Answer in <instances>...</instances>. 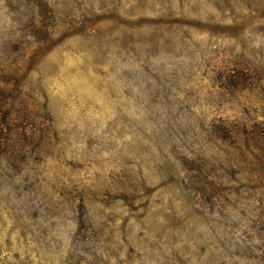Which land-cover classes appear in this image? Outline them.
<instances>
[{
  "label": "rangeland",
  "instance_id": "1",
  "mask_svg": "<svg viewBox=\"0 0 264 264\" xmlns=\"http://www.w3.org/2000/svg\"><path fill=\"white\" fill-rule=\"evenodd\" d=\"M0 264H264V0H0Z\"/></svg>",
  "mask_w": 264,
  "mask_h": 264
}]
</instances>
